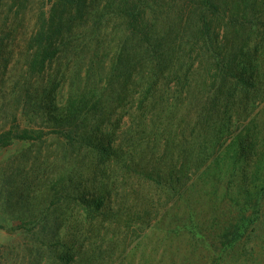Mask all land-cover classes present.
<instances>
[{
  "label": "rangeland",
  "instance_id": "rangeland-1",
  "mask_svg": "<svg viewBox=\"0 0 264 264\" xmlns=\"http://www.w3.org/2000/svg\"><path fill=\"white\" fill-rule=\"evenodd\" d=\"M149 1V13L155 9L158 17L168 18L175 26L168 29L176 33L182 21L192 28L190 22L201 11L221 20L224 14L222 9L205 7L204 0ZM49 10L48 0H0V63L21 68L27 62L37 19ZM239 10V19L245 15L255 24L246 29L239 25V35L232 28H217L222 56L199 58L196 50L202 42L197 46V41L191 57L182 54L181 62L196 64L190 94L164 93L158 86L153 95L159 99L157 108L153 110L152 98L141 108L137 95L149 86L138 83V94L132 98L135 103L121 125V143L136 145L142 165L151 132L159 130L161 123L182 133L176 138L178 142L182 139L188 152L180 156L175 150L155 165L163 175L171 164L182 165L180 183L174 189L162 192L144 183L124 161L112 160L100 167L96 156L87 151L72 154L54 134L44 142L18 143L0 152V264H264V26H257L264 23V0H239ZM107 28L105 32L115 33L111 25ZM177 34L193 38L183 29ZM118 36L121 41L122 35ZM119 39L108 35L107 53L116 52ZM224 56L235 58L240 69L248 66L245 76L258 83L257 89L236 95L235 104L228 108L231 120H216L215 116L210 123L199 125L197 113L202 108L226 112L231 92L214 76L209 78L211 63ZM142 65L148 67V63ZM3 80L0 71V83ZM76 83L89 88L93 84ZM68 87L62 96L68 97ZM135 88L134 83V93ZM3 93L0 85V134L13 123L12 115L3 110L9 92ZM216 93L222 103L219 111L205 101L208 96L213 102ZM163 98L167 102L161 103ZM12 105L11 101L6 104ZM191 129L197 134L190 135L193 138L188 142L184 133L189 136ZM238 150L239 159L234 156ZM103 171L108 173L103 175ZM55 182L60 187L56 193L50 187ZM101 184L110 191L104 209L107 217L89 220V225L86 211L78 207L79 199L95 191L92 186L101 195ZM47 218L50 226L61 227V241L72 238L76 219L84 223V246L73 261L60 259L65 250L58 247L57 252L48 244L53 234H43Z\"/></svg>",
  "mask_w": 264,
  "mask_h": 264
},
{
  "label": "trees",
  "instance_id": "trees-1",
  "mask_svg": "<svg viewBox=\"0 0 264 264\" xmlns=\"http://www.w3.org/2000/svg\"><path fill=\"white\" fill-rule=\"evenodd\" d=\"M48 1L50 10L42 13L37 19L36 29L30 40L27 62L23 63L21 68L18 66L13 68L14 65L11 63H0V71H3L5 79L0 83L1 91L5 95L7 91L9 92V98L5 97L3 110L7 115H12L14 123L9 129L4 128L0 134V152L18 143L44 142L46 137L54 134L66 143L67 150L72 154L87 151L96 156L100 167L112 160L124 161L128 163L129 171L140 175L144 183L162 192L169 188L174 189L180 183L182 165L171 164L167 175L160 173L155 165L160 163V157L175 150L180 151V156L188 152L182 146V139L180 142L177 141L178 134L182 137L181 132H177L168 124L166 126V123H161L159 130L158 127L151 132L153 137L148 140L145 165L137 160L136 145L129 147L121 143L119 131L124 117L135 103L132 98L138 94L137 84L145 83L146 87L149 86L144 93L137 95V103L141 108L150 98L153 100V110L157 108L159 99H156L157 95H153L156 94L158 86L164 88V93L165 90H173L175 94H190L191 80H194L196 75L193 69L196 64L189 63V60L181 62L182 54L191 57L196 50L194 42L197 41V46L202 42V46L199 45L201 49L196 50L200 51L199 58L206 59V56L214 58L219 54L222 56L219 51L222 48L218 39L219 34L216 33L217 28L219 30H222L223 26L224 29L232 28L235 34L239 35V25L246 29L255 23L247 20L245 15L239 19V0H204L205 7L224 10L222 20L206 13L201 14V11L190 22L191 26L193 24L192 28L189 23L182 21V29L187 35H193V38L188 35L190 39H185L186 36L183 34L182 36L177 34L181 28L177 33L168 29V26L175 28L174 23L171 24L168 18L158 17L155 9L152 14L149 13L151 6L149 0ZM261 13L263 12L257 14ZM110 25L115 33L105 32ZM257 26L260 28L264 23ZM113 34L117 39L118 35L120 37L122 35L121 41L119 39L116 43V52L107 53L105 41L108 35ZM74 56L78 57L75 61ZM224 58L225 56L220 58V61L211 63L209 78L214 76V79L220 81L222 86L231 92L226 99V112L202 108L197 113L199 125L210 123L215 116L216 120L221 118L231 120L232 114L228 112V108L235 104L232 100L236 95L239 92L248 93L257 89L258 83L245 76V69L248 66L240 69L235 58L227 60ZM143 63H148V67L144 68ZM10 74L12 77L6 81ZM250 76L252 79L255 78L254 73ZM91 79L93 81H90ZM76 81L93 84L89 88L77 85ZM68 85H70L68 97H64L62 94ZM219 95L220 93H216L214 103L208 96L205 100L218 111L219 105H222ZM9 101L12 106H6ZM165 102L167 100L163 98L161 103ZM191 133L189 136H185L184 133L183 139L189 142L197 134L193 129ZM234 156H238L239 159V150ZM103 172V175L108 173ZM68 181L71 183V179L68 178ZM101 186L103 189L101 195L95 186H92L95 191L90 190L82 201L79 199L78 207L86 211L87 222L99 216L107 217L104 209L107 208L106 201L110 191L106 190L108 186L102 184ZM50 187L54 193L60 188L57 182L51 183ZM80 192L82 193L81 188ZM82 196L79 195V198H83ZM44 220L47 221L43 234L48 232L53 234L48 244L54 246L57 252L60 251L58 247L65 250L66 253H62L60 259L69 258L70 262L73 261L84 246L86 233L82 225L84 223L81 224L80 219H76L72 238L61 241L59 237L61 227L50 226V218ZM26 231L30 232L29 229ZM231 245L229 243V246Z\"/></svg>",
  "mask_w": 264,
  "mask_h": 264
}]
</instances>
